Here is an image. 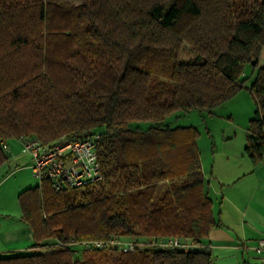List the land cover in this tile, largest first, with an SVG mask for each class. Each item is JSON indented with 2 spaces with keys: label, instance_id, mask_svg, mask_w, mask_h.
I'll return each mask as SVG.
<instances>
[{
  "label": "trees",
  "instance_id": "trees-1",
  "mask_svg": "<svg viewBox=\"0 0 264 264\" xmlns=\"http://www.w3.org/2000/svg\"><path fill=\"white\" fill-rule=\"evenodd\" d=\"M183 45L194 56L180 61ZM264 0H0V142L100 134L101 180L18 195L32 249L0 264H211L209 250L86 248L115 237L204 242L217 225L197 129L173 112L212 111L244 86L256 100L245 152L264 156ZM254 60V63H252ZM8 158L0 146V164Z\"/></svg>",
  "mask_w": 264,
  "mask_h": 264
},
{
  "label": "crops",
  "instance_id": "crops-1",
  "mask_svg": "<svg viewBox=\"0 0 264 264\" xmlns=\"http://www.w3.org/2000/svg\"><path fill=\"white\" fill-rule=\"evenodd\" d=\"M199 154L217 220L202 242L211 253V264H264L254 251L264 239V156L255 163L243 149L213 146L206 153L210 161L206 167L202 151ZM7 155L16 156L11 146ZM0 237V254L30 250L34 244L31 229L22 219L19 226Z\"/></svg>",
  "mask_w": 264,
  "mask_h": 264
},
{
  "label": "rangeland",
  "instance_id": "rangeland-1",
  "mask_svg": "<svg viewBox=\"0 0 264 264\" xmlns=\"http://www.w3.org/2000/svg\"><path fill=\"white\" fill-rule=\"evenodd\" d=\"M57 3H81L82 0H52ZM194 52L188 45L180 51V61H188ZM264 63V49L258 57V64ZM250 65L244 70V86L228 101L212 111L192 109L188 112L177 111L167 116L172 125L193 126L197 129V146L202 151V162L207 167L210 161L206 153L213 146H231L245 151L246 126L254 116L256 100L250 91V85L257 68ZM16 156H9L0 164V235L21 224V209L18 195L27 188L40 184L29 166L31 160L20 152L17 141L10 142ZM2 244L0 237V245ZM118 254V252H114Z\"/></svg>",
  "mask_w": 264,
  "mask_h": 264
},
{
  "label": "built area",
  "instance_id": "built-area-1",
  "mask_svg": "<svg viewBox=\"0 0 264 264\" xmlns=\"http://www.w3.org/2000/svg\"><path fill=\"white\" fill-rule=\"evenodd\" d=\"M100 134L93 133L83 138L62 137L53 144L42 143L38 139L20 137V152L27 155L31 162L32 173L40 182L48 181L54 191L67 188H81L101 180L100 165L97 157L96 143ZM3 152L7 153L10 144L1 141ZM79 244L86 248L111 247L117 252H130L137 247L150 246L160 250L188 251L203 248L200 242L185 240L180 237L153 239L148 242H137L133 239L115 237L107 240L91 239L81 242H59V245L72 246ZM254 251L264 261V239H260Z\"/></svg>",
  "mask_w": 264,
  "mask_h": 264
},
{
  "label": "water",
  "instance_id": "water-1",
  "mask_svg": "<svg viewBox=\"0 0 264 264\" xmlns=\"http://www.w3.org/2000/svg\"><path fill=\"white\" fill-rule=\"evenodd\" d=\"M252 63H254V60H252Z\"/></svg>",
  "mask_w": 264,
  "mask_h": 264
}]
</instances>
